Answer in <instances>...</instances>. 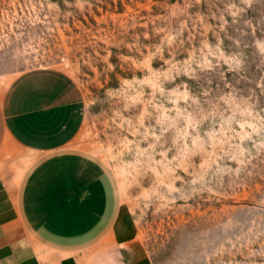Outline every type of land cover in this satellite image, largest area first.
Segmentation results:
<instances>
[{"label": "rangeland", "instance_id": "obj_1", "mask_svg": "<svg viewBox=\"0 0 264 264\" xmlns=\"http://www.w3.org/2000/svg\"><path fill=\"white\" fill-rule=\"evenodd\" d=\"M39 68L153 264H264V0H0V87Z\"/></svg>", "mask_w": 264, "mask_h": 264}, {"label": "crops", "instance_id": "obj_2", "mask_svg": "<svg viewBox=\"0 0 264 264\" xmlns=\"http://www.w3.org/2000/svg\"><path fill=\"white\" fill-rule=\"evenodd\" d=\"M80 87L39 68L0 87V264H153L103 162Z\"/></svg>", "mask_w": 264, "mask_h": 264}]
</instances>
